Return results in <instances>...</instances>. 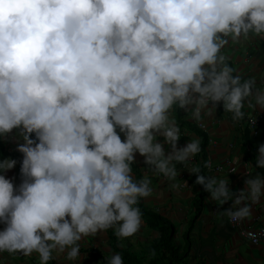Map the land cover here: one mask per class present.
I'll return each mask as SVG.
<instances>
[{
	"label": "clouds",
	"instance_id": "9594fccd",
	"mask_svg": "<svg viewBox=\"0 0 264 264\" xmlns=\"http://www.w3.org/2000/svg\"><path fill=\"white\" fill-rule=\"evenodd\" d=\"M253 37L264 39V0H0V138L16 131L23 140L18 186L4 174L17 161H0V253L75 264L86 237H136L144 226L138 205L153 195L148 175H133L137 154L172 189L182 187V165L217 205L231 201L216 213L221 221L253 218L264 178L245 164L246 187L237 193L228 178L189 168L201 140L179 147L172 116L179 108L201 122L222 104L234 123L255 126L264 88L234 75L222 54L229 40ZM255 165L264 169V144ZM204 166L224 170L210 160Z\"/></svg>",
	"mask_w": 264,
	"mask_h": 264
},
{
	"label": "crops",
	"instance_id": "0c3cea01",
	"mask_svg": "<svg viewBox=\"0 0 264 264\" xmlns=\"http://www.w3.org/2000/svg\"><path fill=\"white\" fill-rule=\"evenodd\" d=\"M222 54L228 57L234 75L239 74L245 79L254 77L257 87L264 88V39L253 37L238 43L229 40ZM244 111L246 114L251 113L247 107ZM262 112L264 113V110L257 106L253 115L258 118ZM172 116L181 129L179 147H183L193 137L201 140L202 151L194 158L189 168L198 167L205 176L228 178L230 190L237 193L246 187L245 180L248 177L245 164L251 163L253 166L249 169L250 175L259 173L264 178V169L255 165L258 146L264 144V117L255 133L249 127L248 119L234 123L231 114L223 112L222 104L218 106L214 117L202 116L201 122L191 120L190 113H184L179 108L172 112ZM123 138L121 134V139ZM3 141L7 150L17 156V159L13 158L17 161L15 167L4 174L18 186L21 183L20 166L23 156L16 149L17 144L23 143V140L19 133L14 131L3 138ZM158 142L163 143V138L159 137ZM165 149L167 152V145ZM238 157L241 158L240 163ZM143 160L139 154L136 155L133 175L139 180L147 174L152 181L153 195L138 205L141 211L144 208L148 213L143 214L144 226L141 233L125 241L118 240L112 230L99 233L96 237H86L80 242L81 258L75 264H107L111 255L116 253L123 257L124 264H264V241L253 245L243 237L244 230L235 228L227 218L221 221L217 216L216 213L232 207L231 201L217 205L211 200L210 193L195 183L196 176L182 165L177 166L180 175L176 183L181 184L183 188L172 189V182L147 168ZM209 160L216 166L224 167L223 172L208 171L204 165ZM230 166H234L237 171L226 172ZM184 181L188 186H184ZM154 216L155 221L152 220ZM252 217L242 222V227L264 225V196L260 204L252 206ZM160 218L174 225L173 238H170L171 231L162 230L164 223ZM3 227L4 225L0 224V230H3ZM154 245L159 249L150 251ZM174 248L178 250L177 253H174ZM185 255L183 261L178 260L179 256ZM0 264H39V259L36 254L24 257L4 252L0 253ZM49 264L69 262L60 256L49 261Z\"/></svg>",
	"mask_w": 264,
	"mask_h": 264
},
{
	"label": "trees",
	"instance_id": "16d2710c",
	"mask_svg": "<svg viewBox=\"0 0 264 264\" xmlns=\"http://www.w3.org/2000/svg\"><path fill=\"white\" fill-rule=\"evenodd\" d=\"M34 138V137H33ZM7 158H15V159H17V156L15 155V154H13V153H10L9 151H7V149L5 148V145H4V143H3V138H0V161H2L3 159H7ZM140 178V177H139ZM141 179V178H140ZM142 213L144 214V215H148V213L145 211V209L143 208L142 209ZM149 216L151 217V215L149 214ZM154 218H156L155 216L154 217H152V220L154 219ZM161 220H162V222L164 223V227H162V230L163 231H171V234H170V238H173V236L175 235V233H174V229H175V227H174V225L170 222V221H168V220H166V219H162V218H160ZM153 221H155V219L153 220ZM186 240H187V242L189 243V238H188V236H187V238H186ZM153 249H155V250H158L159 248H158V246H156V245H154L153 246V248H150V251L151 250H153ZM155 250H153V251H155ZM174 250V253H177L178 252V250H176L175 248L173 249ZM185 257H186V255L185 256H183V257H180L179 256V261H183L184 259H185ZM133 258H137V256H133ZM181 263V262H180Z\"/></svg>",
	"mask_w": 264,
	"mask_h": 264
},
{
	"label": "built area",
	"instance_id": "2783aa9c",
	"mask_svg": "<svg viewBox=\"0 0 264 264\" xmlns=\"http://www.w3.org/2000/svg\"><path fill=\"white\" fill-rule=\"evenodd\" d=\"M263 117H264V113L262 112L260 117L256 118L255 126L258 125V123L261 122ZM248 124L250 125L251 128L255 127L249 121H248ZM231 171L233 172V168L231 169ZM232 224H233V226L235 228L244 230V231H242L243 237L245 239L249 240L253 245H259L260 243H262L264 241V225L263 226H259V227H254V226H249L248 227L247 226V227L244 228V227H242V224L240 222H236V223H232ZM248 232L256 233V235H257V241L256 242H254L252 239L248 238L247 235H244L245 233H248Z\"/></svg>",
	"mask_w": 264,
	"mask_h": 264
}]
</instances>
